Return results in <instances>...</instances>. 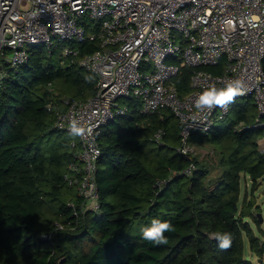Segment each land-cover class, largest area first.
<instances>
[{
  "label": "trees",
  "instance_id": "1",
  "mask_svg": "<svg viewBox=\"0 0 264 264\" xmlns=\"http://www.w3.org/2000/svg\"><path fill=\"white\" fill-rule=\"evenodd\" d=\"M65 45L78 47L79 57L99 49L89 39L66 41L53 50L31 48L19 67L2 60L0 264H256L245 256V237L262 260L264 240L250 223L264 234L258 214L264 207L249 198L264 176V124L256 125L264 117L254 100L240 98L211 132L191 136L189 143L214 145L218 161L210 163L181 151V124L170 109L144 113L140 99H128V113L108 123L99 138L100 210L83 211L87 200L65 179L79 137L55 126L56 112L67 108L64 97H92L98 79L63 54ZM224 66L222 59L199 69L223 74ZM194 70L184 65L173 79L181 97L192 91ZM160 129L159 143L154 135ZM192 164L196 172L184 173ZM214 168L220 173L213 176ZM153 218L173 225L164 234L167 245L142 238ZM215 233H230L231 247L221 249Z\"/></svg>",
  "mask_w": 264,
  "mask_h": 264
},
{
  "label": "built area",
  "instance_id": "2",
  "mask_svg": "<svg viewBox=\"0 0 264 264\" xmlns=\"http://www.w3.org/2000/svg\"><path fill=\"white\" fill-rule=\"evenodd\" d=\"M88 39L99 49L79 57L78 47L65 45L63 54L97 75L96 92L87 100L64 97L67 108H57L55 122L69 131L75 118L91 129L78 136L80 146L73 142L74 159L65 174L87 200L83 211L100 210L99 138L108 123L128 113V99H140L144 113L170 109L181 124L183 153L191 152L193 134L211 132L230 113L231 105L211 113L194 108L196 96L209 84L243 80L246 92L237 98H252L264 117V0H0V87L7 75L3 59L19 67L35 46L53 50L59 42ZM222 59L223 74L199 69ZM184 65L195 70L192 91L181 97L173 79ZM263 124L258 120L256 125ZM164 135L160 129L154 139L160 143ZM196 170L192 164L184 173Z\"/></svg>",
  "mask_w": 264,
  "mask_h": 264
},
{
  "label": "clouds",
  "instance_id": "3",
  "mask_svg": "<svg viewBox=\"0 0 264 264\" xmlns=\"http://www.w3.org/2000/svg\"><path fill=\"white\" fill-rule=\"evenodd\" d=\"M245 92L246 84L239 78L226 81L223 87H217L215 83H212L196 96L194 108L199 113H211L216 108L227 111L229 106L235 103L236 98L244 95ZM68 128L69 134L74 137L91 134V129L85 128L75 118L70 120ZM171 231H174L171 222L158 218H153L150 225L141 230L142 238L156 246L167 245L169 241L164 234ZM213 238L218 241L221 249L227 250L231 247L232 235L230 233H215Z\"/></svg>",
  "mask_w": 264,
  "mask_h": 264
},
{
  "label": "rangeland",
  "instance_id": "4",
  "mask_svg": "<svg viewBox=\"0 0 264 264\" xmlns=\"http://www.w3.org/2000/svg\"><path fill=\"white\" fill-rule=\"evenodd\" d=\"M240 100H241L240 98H236V102H238ZM121 101L123 102V99ZM262 121L264 123V118H262ZM259 143H260V148L264 149V138H262ZM188 149H190L191 153L196 154L199 157V159H201V160L205 159L210 163L218 161V156L215 153V147H214V145H212L210 143H202L201 144V143L190 142ZM217 173H220V169H218V168H214L213 171L211 172V174L213 176L216 175ZM246 181H248L247 186L249 189V187L251 186L249 184L250 181H249V179H246ZM246 181L244 180L243 184H242L243 191L245 189ZM252 197H254L256 199L257 203H259L260 205H262L264 207V176H263V178L260 179L259 187H258L257 191L255 192V195L252 196L251 193L249 194V198H252ZM258 207L256 208L257 211H258ZM263 213H264V211H263ZM250 223H251L255 233L264 240V234L258 230L256 223L252 220H250ZM262 227L264 229V220L262 221ZM245 256L249 259H252V261L256 264H264V256H263L262 260H260V258L257 255L252 254L251 249H250V242H249V239L247 237H245Z\"/></svg>",
  "mask_w": 264,
  "mask_h": 264
},
{
  "label": "water",
  "instance_id": "5",
  "mask_svg": "<svg viewBox=\"0 0 264 264\" xmlns=\"http://www.w3.org/2000/svg\"><path fill=\"white\" fill-rule=\"evenodd\" d=\"M258 214H259L261 221H263L264 220V213H258Z\"/></svg>",
  "mask_w": 264,
  "mask_h": 264
}]
</instances>
